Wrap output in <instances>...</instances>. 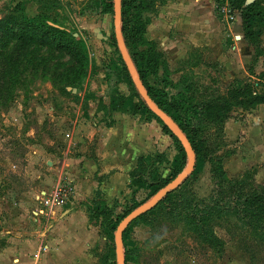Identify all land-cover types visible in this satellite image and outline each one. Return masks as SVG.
I'll return each instance as SVG.
<instances>
[{"label":"rangeland","instance_id":"1","mask_svg":"<svg viewBox=\"0 0 264 264\" xmlns=\"http://www.w3.org/2000/svg\"><path fill=\"white\" fill-rule=\"evenodd\" d=\"M21 12L28 19L44 14L51 25L74 36L83 69L71 73L70 82H55L49 70L46 78L40 71H26L27 86L0 109V203L7 199L11 210L38 212L40 200L62 179L48 161L113 154L117 170L95 175L92 190L86 188L83 211L93 222L94 235L88 240L97 247L86 254L94 264L104 259L117 264L115 235L120 223L156 195L183 155L146 113L126 74L115 36L114 1L0 0V20L18 19ZM137 18L145 28L142 32L141 25L132 24L139 34L130 53L140 60L151 53L158 60V65L140 64L139 71L151 87L182 102L190 115L205 99L203 87L225 92L257 82L264 72V57L247 43L240 14L224 0H161ZM257 31L264 50V28ZM58 57L63 63L70 59ZM171 116L177 118L175 113ZM227 121L236 129L225 132L218 162L229 179L251 173L256 185L264 186V106L236 110ZM217 189L210 162L196 160L171 199L187 191L205 200ZM214 232L223 246L203 244L184 222L167 218L160 206L125 231V263L264 264V245L236 218L219 220Z\"/></svg>","mask_w":264,"mask_h":264},{"label":"trees","instance_id":"2","mask_svg":"<svg viewBox=\"0 0 264 264\" xmlns=\"http://www.w3.org/2000/svg\"><path fill=\"white\" fill-rule=\"evenodd\" d=\"M160 1L122 0V29L129 52L139 34L132 24L135 22L136 27L138 24L141 25L143 32L145 23L137 17L142 16L143 11H147L149 7L155 6ZM224 2L232 12L240 14L245 40L255 48L259 58L264 57V50L260 46L261 36L257 31L259 27L264 28V0H254L250 4L248 0H224ZM48 18L40 14L34 19H28L21 12L18 19L0 20V44L4 46L0 50V109L27 86L23 77L26 71L30 70L35 74L40 71V76L46 78L44 74L49 70L53 73L52 78L55 82L59 80L70 82L71 73H75L79 68L83 69L81 54L78 52V47H75L76 38L51 25ZM42 49L52 50L57 55L50 56L52 51L43 53L45 51ZM149 54L150 58L140 60L130 53L138 71L140 64L158 65L157 55ZM59 55H67L70 59L63 63ZM139 73L155 103L168 115L171 116V113L177 115V118L171 117L191 142L196 160L210 162L213 179L218 188L205 200H197L187 191L171 199L173 193H170L155 209L162 206L167 218L184 222L188 232L195 234L203 244L214 248L223 246V242L214 232V227L219 220L226 217L236 218L250 229L258 243L264 245V186H257L251 173L242 178L229 179L223 164L218 162L217 158L226 144L224 129L231 114L236 110L253 111L264 105V91H261V88L264 90V72L256 77L257 82L251 80L242 87L232 86L225 92L212 87H203L205 99L195 108L197 112L194 115H190L188 109L178 99H168L162 91L151 87L142 72ZM126 74L146 113L163 127V131L173 139L183 155L174 168L172 177L160 183L157 194L186 169L187 155L180 142L149 110L133 85L128 70ZM109 219V217L105 218L107 225H111Z\"/></svg>","mask_w":264,"mask_h":264},{"label":"crops","instance_id":"3","mask_svg":"<svg viewBox=\"0 0 264 264\" xmlns=\"http://www.w3.org/2000/svg\"><path fill=\"white\" fill-rule=\"evenodd\" d=\"M227 122L224 134L228 129H236L234 123ZM113 158V154H104L100 155V159L83 156L64 158L59 162L48 161V166L53 164L51 169L62 176L60 181H69L76 189L71 203L53 210L50 214L42 204L38 212L28 214L20 209L14 211L8 208L10 202L7 199L2 201L0 264H94L89 254H86L93 247L97 248L96 243L90 244L88 240L94 232L92 219L83 211L89 196L86 188L92 190L91 183H94L95 175L99 171L105 174L117 170L119 163ZM85 239L88 240L86 243ZM102 263L106 264L105 259Z\"/></svg>","mask_w":264,"mask_h":264},{"label":"water","instance_id":"4","mask_svg":"<svg viewBox=\"0 0 264 264\" xmlns=\"http://www.w3.org/2000/svg\"><path fill=\"white\" fill-rule=\"evenodd\" d=\"M114 1V28H115V36L118 44L119 51L121 52L122 59L126 65V68L129 72L133 85L138 91L139 95L146 103L149 110L164 124L166 128L172 133V135L180 142L181 146L186 152L188 165L187 168L168 186L162 189L159 193H157L148 203L142 205L135 211L131 212L119 225L116 235V248H117V264H126L125 257L123 252V239L125 231L128 227L140 217L148 214L153 211L171 192L177 190L183 182L188 178L190 173L193 171L196 161V154L193 149L191 142L188 137L182 131L180 126L174 121V119L168 115L164 110H162L155 101L151 98L148 90L146 89L140 73L130 55V52L125 43L123 29H122V0H113ZM254 1V0H253ZM253 1L248 0V4ZM100 34V33H99ZM102 38V36L100 35ZM77 90L74 89V93Z\"/></svg>","mask_w":264,"mask_h":264},{"label":"built area","instance_id":"5","mask_svg":"<svg viewBox=\"0 0 264 264\" xmlns=\"http://www.w3.org/2000/svg\"><path fill=\"white\" fill-rule=\"evenodd\" d=\"M75 189L69 181L62 180L53 189L51 194L41 199V204L50 214L53 210L64 208L72 202Z\"/></svg>","mask_w":264,"mask_h":264},{"label":"bare ground","instance_id":"6","mask_svg":"<svg viewBox=\"0 0 264 264\" xmlns=\"http://www.w3.org/2000/svg\"><path fill=\"white\" fill-rule=\"evenodd\" d=\"M250 1H253V0H250ZM96 34L98 37H100V34L98 33V31H96ZM101 38V37H100Z\"/></svg>","mask_w":264,"mask_h":264}]
</instances>
